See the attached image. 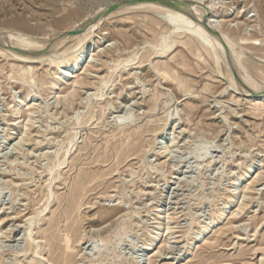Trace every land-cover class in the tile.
<instances>
[{
    "label": "rangeland",
    "instance_id": "obj_1",
    "mask_svg": "<svg viewBox=\"0 0 264 264\" xmlns=\"http://www.w3.org/2000/svg\"><path fill=\"white\" fill-rule=\"evenodd\" d=\"M52 1L0 0V28L46 38L99 6L97 0ZM226 1L251 22L246 32L259 29L254 21L259 0ZM20 15L29 27L12 22ZM152 16L132 10L108 16L92 33L106 39L84 68L60 81L56 94L50 60L24 65L0 51V264H48L32 250L25 254L32 248L27 220L44 207L50 166L75 133L67 162L53 174V197L32 225V236L44 244L54 219V247L40 250L54 255V264L62 261L63 252L70 255L69 264H133L163 219L168 230L151 264H264V104H254L264 99L253 102L233 90L212 62L206 64V54L201 60L190 57L193 66L184 62L180 41H189L186 33L161 53L156 45L168 26L155 15L160 23L151 24V31L143 21ZM53 19L59 23L53 25ZM135 51L139 58L123 64ZM145 56L148 60L141 63ZM161 66L168 68L166 78L158 71ZM145 73L143 82L139 77ZM102 78L108 81L105 96L86 100L97 93ZM75 80L82 82L74 87ZM75 111H80V124H75ZM118 118L128 123L120 125ZM208 145L216 152L204 157ZM252 164L218 225L177 260L191 234L185 232L211 217V201L223 203L234 179ZM114 207L120 213L111 219L101 215ZM68 225L75 232L70 249L65 248Z\"/></svg>",
    "mask_w": 264,
    "mask_h": 264
},
{
    "label": "bare ground",
    "instance_id": "obj_2",
    "mask_svg": "<svg viewBox=\"0 0 264 264\" xmlns=\"http://www.w3.org/2000/svg\"><path fill=\"white\" fill-rule=\"evenodd\" d=\"M97 1L99 2V6L97 7V9L91 10L89 14L81 18L71 27L69 26L70 28L63 30L61 33L60 32L54 33L53 30V32H51V34H48V37L46 38H39L41 36L35 37L26 34L24 32H20V30L0 28V51L9 57H12L14 59H17L19 62L24 63V65L28 63H36L37 60L40 61L50 60V63H52L54 66V74H55V77L51 82V87L54 89V93L56 94V91L61 83L60 81H62L65 78L74 76V74H76L79 70L84 68L89 55L93 53L96 50V48H98L99 45H102L100 41L106 39L105 36L99 37L98 34L100 33H98L95 36L94 35L92 36V33H95L98 30L99 28L98 26L99 24H101L102 21H104L108 16L112 14L120 13L124 10H132L135 12L141 11L145 13L154 14V16L149 18L148 21L147 20L143 21L144 26L148 27L153 32L155 31L154 27H149V26L154 23L155 24L160 23L159 19L155 15L160 16L162 18L161 21H166L167 23L168 32L164 35L163 34L161 35V38L156 45L157 47L156 49H158L161 53L167 52L176 42L180 41L179 37L182 36V34L186 33L187 36L189 37V41H180L181 43H183V47L181 48V53L183 55L184 62L188 63V65H192L190 57H193L195 59L197 58V60H201L203 56L206 54L207 59L204 58L206 64L212 62V64L215 65L218 71L222 73L223 76L227 78V80L228 79L230 80L229 82L231 86L235 88L233 90L237 89L243 92L242 94L245 93L247 97L252 98L253 102L259 99H264V31L262 26L264 22V2H262L261 0L257 1L255 5L257 18L254 21L258 23L259 29H257L256 27V29H254L255 32H253L251 28L250 32L248 31L249 33L245 31L246 29L247 30L249 29L246 26L250 27L249 24L251 22L249 21V19L247 18L242 19L243 16L240 17L241 14L240 11L235 10L236 4L234 2L233 3L227 2L226 0H219V1L218 0H105V1L97 0ZM113 7L115 9L110 12L111 8ZM12 22L21 28L29 27L27 23V19L21 15L19 17H16L14 20H12ZM54 23H59V20L53 19V25ZM141 23L142 21L138 22L139 25ZM170 32L171 33L175 32L176 36H170L169 35ZM184 46H186V48H184ZM117 49L119 50V48ZM138 58H139V52L135 51L131 54L129 58H127V60H125V62H123V64L126 65L134 60L136 61ZM145 59L148 60V56H145V58L143 59L141 58L140 60L141 63L146 61ZM205 67L207 66L205 65ZM158 71L161 75H163L164 78L168 76L169 71L166 66L159 67ZM138 77H135V79ZM139 78L141 81L145 82L147 81L148 74L145 73L143 74V76L140 75ZM31 80L32 81L36 80L35 76L32 75ZM81 82L82 80L81 81L75 80L73 82L74 84L73 86L75 87L76 85H79ZM107 84L108 81L106 80V78L100 79V83L97 85V89H98V91L96 90L97 93H93V92L89 93L88 96L86 97V100L89 99V97L91 98V96H97L103 98L106 94L104 92V88L107 86ZM180 87L182 88L181 83H180ZM178 90L180 92L179 85H178ZM209 95L210 94H208V96ZM26 104L27 103L24 101L23 106H26ZM254 104L256 106H260L261 104L264 103L261 101L260 104H256V103ZM111 105L113 104L111 103ZM118 106L120 107L119 104ZM113 107L115 109L116 106ZM116 111L118 112V110ZM75 112H77L75 124H80L81 123L80 111H75ZM191 113L192 112L189 111L187 112V115H190ZM178 114L180 115L179 118H182L181 113ZM194 114L196 113H193L192 115ZM116 122H119L120 125H124L128 123V121L123 120L122 118L121 119L118 118ZM77 134L78 133L68 136V138L66 139L67 145L65 147L64 153L62 154L61 157L57 156L54 159L52 165L50 166L49 169L50 178L48 179V185H47L48 190L46 193V202L44 203V207H42L40 211L38 210V212L34 216L32 215L33 217L30 216V218L27 220L28 225L26 229L27 230L26 236H28L31 239L32 242H30L29 245L32 248L24 249L25 254L27 255L28 251L32 250V253L45 257V260L47 259L46 261H48V264H54V255L48 257L45 253H43L40 250H44V249L50 250L51 247H54V219L51 223V230H52L51 233L43 236L45 240L44 244H42L40 241H37V239L32 236V225L34 223V217L39 213L43 212L45 209H47L48 206L47 204L48 202H50L51 198L53 197L54 190L52 189V182L56 178V176H54L53 174L56 168L58 169L60 166L64 165L67 162V158H68L67 156L69 154L70 147L73 145ZM131 146H132L131 147L132 150L135 148L136 145L134 144ZM212 152H216V150L213 149L212 147H209L208 149H206V151H204V153H202V155L206 157L208 156V153H212ZM192 153L193 152H191V154ZM252 168H253V164L249 165L247 170L241 172L242 174L240 178L234 179L235 184L232 189L228 188L227 192L224 194L226 200L223 201V203L218 204L217 203L218 200H214V199L211 201L212 202L211 206H213V209L210 218H204L200 221H197V223L194 224L193 227H191L189 230H187V232H185L184 235H187L189 231L191 234H189L190 237L188 235V239H186L187 242L184 246L185 252L183 253L180 252L179 253L180 255H178L180 257L177 258V260L182 259L184 257L183 255L189 254L192 250H194V248L198 244L204 241L210 229L218 225L219 221L221 220L219 216H221L222 213H224L227 210V208L230 207L232 201L234 200L235 195L237 194V191L241 187L242 181L247 176H249V172L252 171ZM154 169H156V167ZM85 179L86 178L81 179L80 182H78V185L85 183L84 181ZM91 179H93V177L90 178L88 182L91 181ZM80 197H82V195L78 194L77 199ZM218 197H220V194L215 196V198ZM158 208L159 210L157 209L158 210L157 213L162 214V212L164 211L163 207L159 206ZM66 213L68 214V211H66ZM117 213H120V209L118 207H114L102 213L101 215L107 219H111ZM124 213L122 214L126 216V214ZM122 214H120L121 219H123ZM119 216L117 218H119ZM66 217L67 219H69L70 215H67ZM121 219L118 221L121 222ZM123 221L124 219L122 220V225H123ZM156 224H158V228H154V230L150 233V237L148 240L149 243L147 248L145 249V253L133 264H151L154 253L157 252L159 249H161L158 245L160 243L161 237L165 234V229L167 228H165L164 219L158 221ZM98 229L97 230L100 231V228ZM108 229L110 231V227H108ZM74 233H73V227H70L68 225L65 232L66 249L72 248L70 242L71 240H73V237H75ZM98 233H96V235ZM96 235L95 233L94 235L92 234V236L94 237ZM110 242L111 241L109 240L108 244ZM69 256L70 255L67 252H63V259L58 264H69Z\"/></svg>",
    "mask_w": 264,
    "mask_h": 264
},
{
    "label": "water",
    "instance_id": "obj_3",
    "mask_svg": "<svg viewBox=\"0 0 264 264\" xmlns=\"http://www.w3.org/2000/svg\"><path fill=\"white\" fill-rule=\"evenodd\" d=\"M115 8L113 7V8H111V10H110V12L112 11V10H114Z\"/></svg>",
    "mask_w": 264,
    "mask_h": 264
}]
</instances>
